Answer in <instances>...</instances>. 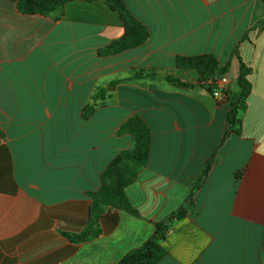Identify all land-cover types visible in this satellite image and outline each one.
<instances>
[{"label": "crops", "instance_id": "crops-1", "mask_svg": "<svg viewBox=\"0 0 264 264\" xmlns=\"http://www.w3.org/2000/svg\"><path fill=\"white\" fill-rule=\"evenodd\" d=\"M123 1L149 37L104 56L127 32L107 1L70 0L55 19L0 0V264H119L186 204L159 264H264L263 1ZM207 54L229 65L231 92L241 63L250 69L238 135L227 99L176 67ZM135 116L152 136L126 188L138 215L94 198L135 149L120 134Z\"/></svg>", "mask_w": 264, "mask_h": 264}, {"label": "trees", "instance_id": "trees-1", "mask_svg": "<svg viewBox=\"0 0 264 264\" xmlns=\"http://www.w3.org/2000/svg\"><path fill=\"white\" fill-rule=\"evenodd\" d=\"M17 2L20 11L27 14L40 13L50 15L59 19L64 10L65 3L70 0H12ZM114 7L120 14L126 26V36L116 42L110 48L103 50L104 56L113 55L122 51L136 48L144 44L148 37L149 31L146 26L137 20L128 9L123 0H105ZM264 3V0H262ZM264 24V21L260 23ZM176 67L179 70L194 71L199 75L200 82L211 78L226 75L229 65L222 66L219 59L212 54L176 58ZM145 71H142L143 73ZM250 69L241 63V71L237 79L239 90L237 92H228L227 100L230 109L227 113L229 129L227 134H240L242 128L241 114L246 109V100L251 94L252 85L248 80ZM155 77L156 73L145 72L139 74L136 78ZM171 80V79H170ZM120 134H130L135 140V149L122 151L113 161L110 167L103 175L102 189L94 195L96 206H111L116 209L125 210L134 215L138 212L132 207L127 194L126 188L134 182L141 169L148 165L151 153L152 136L151 130L146 121L135 116L128 120L120 129ZM208 169L202 173L200 182L205 181L208 175ZM200 185L198 186V188ZM192 203V199L188 201ZM187 214V204L182 206L177 212L170 215L157 225L155 234L150 237L146 243L132 252L128 253L119 264H159L166 255V251L161 243L170 226L177 220H180ZM74 241L79 242L86 238L81 236L71 237Z\"/></svg>", "mask_w": 264, "mask_h": 264}, {"label": "built area", "instance_id": "built-area-1", "mask_svg": "<svg viewBox=\"0 0 264 264\" xmlns=\"http://www.w3.org/2000/svg\"><path fill=\"white\" fill-rule=\"evenodd\" d=\"M202 84L208 86L211 90L212 95L219 101H224L227 99V94L233 84V80L229 79L227 75L218 76L216 78H211L203 81Z\"/></svg>", "mask_w": 264, "mask_h": 264}, {"label": "rangeland", "instance_id": "rangeland-1", "mask_svg": "<svg viewBox=\"0 0 264 264\" xmlns=\"http://www.w3.org/2000/svg\"><path fill=\"white\" fill-rule=\"evenodd\" d=\"M230 76H231V77H229V76H227V77H228L229 79H232V78H233V77H232L233 74H231ZM231 88H232V87H231ZM230 92H231V90L229 91V93H230ZM232 93H234V92H232ZM227 101H228V100H227Z\"/></svg>", "mask_w": 264, "mask_h": 264}]
</instances>
